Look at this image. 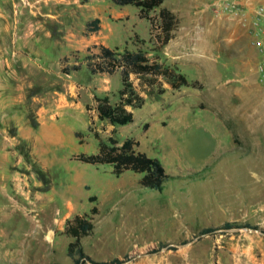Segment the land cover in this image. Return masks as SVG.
Masks as SVG:
<instances>
[{"label": "rangeland", "instance_id": "1", "mask_svg": "<svg viewBox=\"0 0 264 264\" xmlns=\"http://www.w3.org/2000/svg\"><path fill=\"white\" fill-rule=\"evenodd\" d=\"M6 1L0 264H75L67 222L85 214L94 231L81 244L96 262L264 264V86L244 0H166L162 8L177 26L163 47L160 9L152 27L138 8L110 0H16L7 12ZM19 7L26 8L21 22ZM96 18L101 30L91 32ZM101 45L142 49L189 85L174 90L133 75L145 99L141 109L129 108L134 122L100 121L94 98L115 105L122 89L119 73L93 74L87 66ZM127 139L164 166L170 179L163 191L143 187L142 174L118 177L112 165L78 159L97 154L100 142ZM227 222L259 230L222 229ZM208 228L217 230L203 235Z\"/></svg>", "mask_w": 264, "mask_h": 264}, {"label": "trees", "instance_id": "2", "mask_svg": "<svg viewBox=\"0 0 264 264\" xmlns=\"http://www.w3.org/2000/svg\"><path fill=\"white\" fill-rule=\"evenodd\" d=\"M120 7L134 6L139 9V17L149 21L152 27L159 21L152 18V13L160 9V26L164 33L162 47L166 46L173 38L172 32L177 26L175 15L168 9L162 8L166 0H110ZM100 19H95L89 25L91 32L100 30ZM134 40L143 41L138 35ZM99 53L87 57L88 68L93 74L114 75L119 73L122 80V89L119 92L120 100L117 104H111L110 98L95 97L97 115L100 121H107L112 126H125L134 122V112L129 110L141 109L145 104V99L134 87L131 76L135 75L141 80V84L149 80L151 84H156L159 79L164 80L174 90L188 86L189 82L184 74L177 69H172L159 63L157 60H151L147 53L142 49L130 50L127 45L124 48L111 49L105 46L98 47ZM79 70V67H74ZM139 142L134 139H127L121 146L117 143L100 142L97 154L78 157L79 161L92 165H112L114 174L120 177L126 171H132L144 175L140 181L145 188L163 191L165 183L170 179L164 166L155 158H150L146 154L138 151ZM96 200V197L91 199ZM98 214L95 207L92 215ZM259 230L248 223L241 224L227 222L222 229H242ZM217 229L208 228L203 231V235L214 233ZM94 231L93 219L90 215H76L67 222L66 233L73 238L75 242L69 245V256L74 259L75 264H84L85 261H91L92 264H123L124 261L115 259L109 262L93 261L82 247L81 241L84 237L90 236ZM264 234V230H261ZM76 256L78 258H76Z\"/></svg>", "mask_w": 264, "mask_h": 264}, {"label": "built area", "instance_id": "3", "mask_svg": "<svg viewBox=\"0 0 264 264\" xmlns=\"http://www.w3.org/2000/svg\"><path fill=\"white\" fill-rule=\"evenodd\" d=\"M228 5H230V3L226 6ZM222 8H225V6L222 5ZM248 29L251 35V44L253 48L257 50L260 59L257 72L260 82L264 86V6H259L256 9Z\"/></svg>", "mask_w": 264, "mask_h": 264}, {"label": "crops", "instance_id": "4", "mask_svg": "<svg viewBox=\"0 0 264 264\" xmlns=\"http://www.w3.org/2000/svg\"><path fill=\"white\" fill-rule=\"evenodd\" d=\"M12 1L13 0L6 1L7 2L6 5L3 6V8H4V10H6V12H7V10H9V4H11V3L16 4V1H14V2H12ZM243 3H244V7L247 11V15H249L251 17L254 15L256 8H258L259 6H264V0H244ZM19 5H21L20 2H19ZM25 9L26 8H22V10L20 9V13L18 16V18L20 19V22L22 20H24L26 17V12H24ZM96 19H100V18H96ZM100 21H101V19H100ZM100 24H101V22H100ZM100 30H101V27H100ZM102 46H104V45H102ZM105 47L111 48L109 46H105ZM116 48H121V47H114L111 49H116ZM106 75H108V74H106ZM114 75H109V76H114ZM41 125H43V124H41ZM1 190H2V192H6V189H1Z\"/></svg>", "mask_w": 264, "mask_h": 264}, {"label": "bare ground", "instance_id": "5", "mask_svg": "<svg viewBox=\"0 0 264 264\" xmlns=\"http://www.w3.org/2000/svg\"><path fill=\"white\" fill-rule=\"evenodd\" d=\"M13 1H16V0H13ZM23 8V7H22ZM22 8L21 7H19L18 9H21L22 10Z\"/></svg>", "mask_w": 264, "mask_h": 264}]
</instances>
